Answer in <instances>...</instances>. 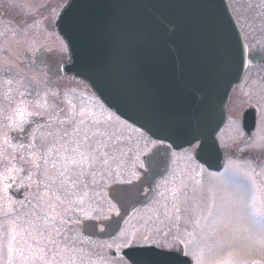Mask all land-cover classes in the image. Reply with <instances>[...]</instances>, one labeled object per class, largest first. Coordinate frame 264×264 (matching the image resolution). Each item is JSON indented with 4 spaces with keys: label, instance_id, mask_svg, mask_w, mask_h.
Wrapping results in <instances>:
<instances>
[{
    "label": "water",
    "instance_id": "water-1",
    "mask_svg": "<svg viewBox=\"0 0 264 264\" xmlns=\"http://www.w3.org/2000/svg\"><path fill=\"white\" fill-rule=\"evenodd\" d=\"M62 1L46 28L56 32L69 55L63 74L84 82L105 107L164 144L143 158L146 195L128 201L117 217L104 222L112 236L132 210L149 200L172 150L196 145L194 157L200 164L210 171L222 168L216 134L227 119L230 93L248 68L264 63V56L248 55L226 0ZM44 55L38 50L32 63L25 53L27 68L42 70ZM255 124V109L244 108L241 126L249 138ZM154 154L164 158L149 168ZM114 188L126 193L134 185ZM122 253L133 264H191L185 256L154 248Z\"/></svg>",
    "mask_w": 264,
    "mask_h": 264
},
{
    "label": "rangeland",
    "instance_id": "rangeland-1",
    "mask_svg": "<svg viewBox=\"0 0 264 264\" xmlns=\"http://www.w3.org/2000/svg\"><path fill=\"white\" fill-rule=\"evenodd\" d=\"M5 1L10 8V13L9 18L0 21V51L3 49L8 55L2 59L3 65L0 66L10 76L9 90L16 88V84L20 81L25 91L24 101L28 110L36 115H47L44 113L50 112L51 108L59 105L55 103L57 98L55 100L48 98V96H58L55 92L58 89L64 90L65 96L75 95L80 99L87 97L89 100L83 101V108L95 112L94 117L89 115L88 134L91 136V130L95 132L97 130L101 139L94 137L93 141L106 145L103 148L102 157L108 160L109 167L108 163L104 167V187L113 182L127 180L130 175L128 165L132 159L131 155L146 154L156 145V141L110 112H103L100 115L102 111L95 104L96 99L84 83L59 81L57 85L50 87L45 82V79L49 78L45 69L18 67L17 63L21 62V51L26 52L31 61L39 49L46 52L51 50L58 53L66 52L63 41L53 30L46 29L45 26L47 21H54L61 4L57 0H19L25 8L17 9L10 6L13 0ZM229 2L233 15L243 31L250 53L255 51L264 53V0H229ZM47 5L52 8L48 12L43 10ZM10 15L17 19H12ZM48 99L51 103L46 104L47 107L42 106L41 103ZM37 104L39 107L36 106ZM245 107H253L256 110V124L250 139L240 125ZM2 123L0 113V153L11 156L10 144H2L3 139L9 137L11 130L6 129L5 124ZM216 139L224 153L225 166L219 171H207L202 167H194L191 162H188L187 164L191 165L183 178L188 182L184 183V187L193 188L191 196L194 198L192 202H186L183 208L176 206L175 203L172 204V208L166 212L165 216L180 219L181 223H184L181 225V230L177 231V235L183 242L185 255L192 264H202L209 259L206 242L202 236L210 213L216 222L217 236L230 241L231 247L237 249L240 258L248 261V264H252L253 261L260 264L264 262L260 244L261 231L264 229V65L248 69L242 81L232 90L227 105V120L217 133ZM94 146L99 145L94 144ZM195 148L196 146L185 148L179 151V154H184L190 159ZM33 153L34 151L32 155ZM32 160H30L31 165ZM113 160L119 165L115 170L111 167ZM91 175L93 174L90 173L88 176L91 177ZM89 180L92 181V177ZM31 190L34 192V188ZM173 191L176 190L173 189ZM32 192H29L27 196L29 201L37 207L38 199ZM3 197L4 193L0 190V199ZM88 201L89 204L79 205L82 211L71 213L70 222L61 223L57 218V227L63 231V234H79L77 225L82 219L95 216L107 217L115 212V208L107 200H104L106 203L103 204V208L99 209L92 207L94 205L92 200ZM153 206L150 204L148 207L137 210L132 218H155L158 209L155 210ZM33 210L31 207L22 206L15 211H7L0 206V224L4 225L3 231H7L11 220L27 219L25 214H31ZM73 220L79 222L74 223ZM126 238L128 237L124 230L119 240L125 244L123 241L129 240ZM139 240L143 241L146 238L143 236ZM115 244L114 241L108 243L106 247L114 249ZM106 256L109 259V255L106 254ZM6 261L5 246L4 251L0 253V264H6ZM88 264L111 263L107 261L97 263L90 260Z\"/></svg>",
    "mask_w": 264,
    "mask_h": 264
},
{
    "label": "flooded vegetation",
    "instance_id": "flooded-vegetation-1",
    "mask_svg": "<svg viewBox=\"0 0 264 264\" xmlns=\"http://www.w3.org/2000/svg\"><path fill=\"white\" fill-rule=\"evenodd\" d=\"M57 2H60V4L62 5V0H57ZM227 2L233 15L232 6L229 0H227ZM51 9L52 8L50 7V5H47L43 10L48 12ZM9 13L10 8L6 4V1L0 0V21L9 18ZM10 16L12 17V19H17L13 15ZM47 22L46 24H48ZM236 23L238 25V28L240 29L237 21ZM22 25L24 26V24ZM240 31L242 32L243 36V31L241 29ZM244 42L247 46L249 55L254 53L264 55V53L256 51L250 53L248 44L245 40ZM45 53L46 55H44L40 59L42 61L43 59L45 60V66L43 69H45L46 73L50 71L55 75L51 76L49 74V78L45 79V82H47L50 87L57 85L59 81H62L63 83L79 81L71 75L63 74L64 66L69 64V55L66 52L58 53L57 51L51 50ZM7 55L8 54L5 50L2 49L0 51V65H3L1 64L3 63L2 59L4 57H7ZM24 56L25 52L21 51V62L17 63L18 67L20 68H23L25 66ZM35 56L33 57L34 62ZM29 61L32 62L30 58ZM17 76L19 75L17 74ZM9 78L10 76L8 75V73H6L4 68L0 66V113L3 120L2 124L5 125L8 122L6 120L8 111L12 107H14L15 104L18 103L21 99L24 100L25 92L23 90V84L20 81L19 84H16V88L13 87V89L10 91L8 88ZM55 92L58 94V96H48V98L52 100H55V98H57L55 100V103H58L59 105H55L53 108H51L50 112L44 113L47 115H36L35 113L33 116H30L28 119L29 121H31V123L24 126L26 129L25 132L11 130L9 137L3 139L2 144L6 145L5 141L7 140V143H9L11 147L10 151L12 152L11 156L0 153V190L4 193V197L0 199V206L7 211H15L22 206L31 207L32 209L36 208L35 204L29 201L27 194L29 192L31 193V189L34 188V192L32 193H35L36 199H38L40 195H43L47 191L43 186V182L45 180V177L42 174L43 167L41 166V168L39 169L35 167L34 161H36V157H34V160H32V152L34 151L35 153L37 151H40L42 144H47L52 140L53 136H50L49 133H52L54 135L57 130L62 128L60 121L65 119L66 113H68L69 111L73 112L76 116L77 123L80 119H83L85 123L79 126L81 129L87 130L88 122L90 121L89 115L91 114L94 117L95 112L89 111L88 108L84 109L82 106L83 101L86 102L87 100H89L87 97L86 99L84 97L80 99L75 95L71 97L65 96V91L62 89H58ZM20 93H23V96H21ZM91 94L96 99L95 104L102 111L100 115L103 112H110L111 114H113V116L120 119L116 114H114L103 104H101L92 92ZM9 98H11V103ZM49 99L41 103L42 106L47 107L45 105L51 103V100ZM81 113L83 114L82 116ZM63 127L70 126L64 125ZM6 129L9 128L6 127ZM33 132H35L34 138L32 136ZM90 133L92 139L94 137L99 138V132L97 130L95 132L92 129ZM100 135H102L101 131ZM99 139H101V137ZM20 143H24L25 147H19ZM29 143H34L35 147H27V144ZM162 145L164 144L156 142V145H154L152 149L146 154L131 155L132 159L129 161L130 163L128 165V172L130 175L128 176L127 180L121 182H113L105 188L103 179L105 167L104 164H101L95 169V174L91 175L92 181L89 180V178L91 177H89L88 175L82 178V187L84 186V184H88V186L84 188V191L87 192V195L83 197V203L89 204L88 200H92L91 202L94 203L92 207L99 209L103 208V204L106 203L104 200H107L113 205V207L115 208V212L108 215L107 217L95 216L94 218L82 219L80 224L77 225L79 234H64L73 238V242L77 249V264H88L90 260L97 263H105V261H107L111 264H133L122 253L123 250L128 248H154L166 253L187 257L185 255L183 242L177 235V231L181 230V225H184V223H181L182 221L180 219L169 218L165 215L166 212H168L172 208V204L174 205L175 203L176 206H180V208H183L186 202H192L191 200L194 198L193 196H191L193 193V188L190 189V187H184V183L188 182L183 178L185 173L189 171V165H191L187 163L191 162L194 167H202L207 170L195 159L194 154H191V158L188 159V156L179 154V151H171L168 156L166 172L162 177L158 178L155 181L153 191L149 200L144 205L136 207L128 214V216L124 218L119 231L115 235L109 236L110 232L104 226V222L111 220L113 217H117L120 214L121 209L124 210L128 207V204H130V202L128 201L134 200L136 202L140 200L144 195H146L147 185L141 180L143 174L146 172L143 158L149 155V153L154 148ZM151 158V161L147 165L149 168H155L156 166L160 165L159 162L160 160H163L164 156L154 154L151 155ZM101 159L103 160L102 156ZM30 160L33 161L32 165L30 164ZM39 163H41L42 165L43 162L39 161ZM225 164L226 159L224 157L223 167L225 166ZM118 166L119 165L115 163V160H113L111 165L112 169L115 170ZM9 176L13 178L11 181L8 180ZM9 184L11 186H9ZM89 184L91 185L89 186ZM117 185H134V189L124 193L121 188H114ZM173 189H175L176 191H173ZM81 195H83V193H81ZM150 204L154 205L153 208L155 210L158 209V213L156 214L155 218H132V215L137 210L148 207ZM71 216L72 214L70 213V219L68 220V222L71 221ZM89 221L93 222L89 224L91 228L89 227L85 229L83 225L85 222ZM124 230L126 232V236L128 237L126 239L129 240H127L128 242L126 241L127 243L123 241V243L125 244H122V242L119 240V236ZM143 236L146 238V240H139ZM112 241H115L116 243L114 245V249H108L106 245L108 243H113ZM106 254L109 255V259Z\"/></svg>",
    "mask_w": 264,
    "mask_h": 264
},
{
    "label": "snow or ice",
    "instance_id": "snow-or-ice-1",
    "mask_svg": "<svg viewBox=\"0 0 264 264\" xmlns=\"http://www.w3.org/2000/svg\"><path fill=\"white\" fill-rule=\"evenodd\" d=\"M10 6L25 8L19 0H13ZM20 95L23 96V93ZM9 99L11 103V98ZM36 106L39 107L38 104ZM34 114L21 99L6 116L8 123L5 127L25 132L24 126L31 123L28 118ZM84 123L83 119L77 123L75 114L69 111L65 119L60 121L62 128L54 135L49 133L53 136L52 140L42 144L40 151L33 153L36 157L35 167H43V186L47 191L38 197V205L33 212L25 214L27 219L11 220L6 232L3 231L4 225L0 224V253L6 246V264H77V249L73 238L63 234L57 227L56 220L59 218L61 223H67L69 213L82 211L78 206L87 195L84 191L87 185L82 187V178L90 173L94 175L98 166L108 163L107 159H101L106 145L93 141L88 130L80 128L79 125ZM64 125L70 127H63ZM32 136L35 137V132ZM19 147H25V144L20 143ZM27 147L33 148L35 144L29 143ZM39 161L43 162L42 165ZM12 179L11 176L8 177L9 181ZM207 220L202 239L206 242L209 259L202 264H248V261L240 258L238 250L231 247L230 241L217 236L216 222L211 213ZM260 244L261 255H264V229L261 231ZM148 252L153 256L160 255L151 249ZM252 264L257 262L253 261Z\"/></svg>",
    "mask_w": 264,
    "mask_h": 264
}]
</instances>
